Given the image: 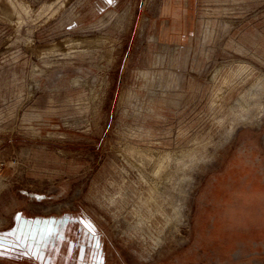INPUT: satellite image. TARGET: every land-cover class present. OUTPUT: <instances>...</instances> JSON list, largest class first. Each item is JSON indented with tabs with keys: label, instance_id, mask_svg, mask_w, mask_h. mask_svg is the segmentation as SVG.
<instances>
[{
	"label": "rangeland",
	"instance_id": "1",
	"mask_svg": "<svg viewBox=\"0 0 264 264\" xmlns=\"http://www.w3.org/2000/svg\"><path fill=\"white\" fill-rule=\"evenodd\" d=\"M63 217L95 264H264V0H0V264Z\"/></svg>",
	"mask_w": 264,
	"mask_h": 264
},
{
	"label": "flooded vegetation",
	"instance_id": "2",
	"mask_svg": "<svg viewBox=\"0 0 264 264\" xmlns=\"http://www.w3.org/2000/svg\"><path fill=\"white\" fill-rule=\"evenodd\" d=\"M45 230L40 250L46 264L96 263V237L79 218H60Z\"/></svg>",
	"mask_w": 264,
	"mask_h": 264
},
{
	"label": "snow or ice",
	"instance_id": "3",
	"mask_svg": "<svg viewBox=\"0 0 264 264\" xmlns=\"http://www.w3.org/2000/svg\"><path fill=\"white\" fill-rule=\"evenodd\" d=\"M91 230V229H90ZM3 246V244H2V241H0V247H2Z\"/></svg>",
	"mask_w": 264,
	"mask_h": 264
}]
</instances>
